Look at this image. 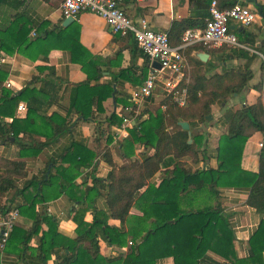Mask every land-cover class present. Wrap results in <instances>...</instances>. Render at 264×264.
Returning <instances> with one entry per match:
<instances>
[{
  "label": "trees",
  "instance_id": "16d2710c",
  "mask_svg": "<svg viewBox=\"0 0 264 264\" xmlns=\"http://www.w3.org/2000/svg\"><path fill=\"white\" fill-rule=\"evenodd\" d=\"M212 1H201L203 12L196 19L173 22L166 34L172 47L183 43L188 30L205 29ZM4 2L6 0H0V6ZM24 3L20 1L19 6ZM219 3L221 8L237 4L234 0H220ZM257 22L264 26V18L260 15ZM233 32L240 43H249L264 56L261 34H252L248 29ZM80 33L78 25L54 27L49 21L36 24L26 12L13 15L5 26H0V54L20 55L36 62L48 57L52 51H69L72 62L81 65L88 76L87 81L73 88L69 115H73L75 121L69 122L67 117L56 112L47 114L46 107L53 103L55 92L42 90L37 84L50 81H41L35 74L29 86L14 93L4 86L8 72L0 66V139L6 145H16L20 158L24 159L38 157L62 138L69 135L72 138L68 147L51 159L41 175L29 179L22 189H18L16 183L18 177L28 174L26 161L0 159L5 170L0 175V193L16 190L15 198L0 207V214L19 209L20 217L31 222L28 230L18 226L14 228L5 250L17 254L24 264H49L56 254L61 259H57L55 264H157L165 258H173L174 264H221L215 258L227 264H264V219L250 240L253 256L246 260L238 259L235 234L221 204L219 191L221 188H250L249 205L264 216V145L260 171L252 173L242 167L248 140L256 133L264 135V64L262 79L253 87L257 95L250 102L247 95L255 79L250 67L229 68L226 65L222 72H214L213 63L205 65L192 56L194 51H208L209 47L198 45L186 49L184 53L192 66V73L190 81L180 88L187 90V106L179 107L171 95L155 112L142 109L140 117L135 120L136 125L129 128L132 139L121 142L124 153L130 152L131 156H134L138 145H142L146 153L155 151L144 163L153 162L150 171L154 173L160 168L168 169L160 186L156 187L148 184L138 162L133 163L128 177H119L113 171L107 177L98 176L99 157L107 166H111L113 159L110 145L115 136L104 130L99 121L107 113V102L112 99L114 90L111 84L96 82L103 66L97 64L96 57L82 45ZM126 38L134 42L148 65V57L140 50L134 36ZM219 50L217 53L224 54L222 63L246 56L245 51L229 45ZM37 70L39 73L48 71L51 76L56 74L51 67H37ZM136 77L142 83V77ZM236 99L240 103L225 108L221 117L226 124V132L219 142L217 166L187 169L184 160L205 154L208 139L203 134L190 136L179 123L188 122L191 126L196 122L211 124L213 121H208L211 107ZM116 102L122 106L121 112L108 115L105 122L121 128L125 110L132 105L131 97L122 99L118 94ZM21 104L27 110L24 117L17 118ZM8 119L13 121L8 123ZM86 122H99L95 150H91L88 141L77 134L78 126ZM105 135L107 138L103 141ZM12 138L14 142L10 141ZM191 138L193 142L190 144ZM50 167L54 173L49 172ZM86 169H92L91 184L77 186L75 181ZM146 187L147 190L141 193ZM64 194H69L73 203L79 204L70 214V219L77 225L73 238L59 231L55 216L48 212L47 205ZM101 197L104 200L102 210L111 220L120 222L119 227L96 217L95 213L101 210L97 205ZM18 198H23L24 204H16ZM134 206L143 212V217L126 230L125 224ZM88 214L94 216L91 222L86 219ZM40 235V243L33 246V240ZM101 241L109 246L127 248V252L116 257L105 256L101 251Z\"/></svg>",
  "mask_w": 264,
  "mask_h": 264
},
{
  "label": "crops",
  "instance_id": "0c3cea01",
  "mask_svg": "<svg viewBox=\"0 0 264 264\" xmlns=\"http://www.w3.org/2000/svg\"><path fill=\"white\" fill-rule=\"evenodd\" d=\"M20 1H27L25 10H18ZM202 0H123L121 7L125 10L132 21L137 24L141 20L148 21L150 28L158 33L167 34L173 22L182 21L185 19H196L199 14L203 12L204 5ZM237 4H243L250 8H256L253 4H248V0H234ZM259 4L264 6V0H256ZM220 2V0H219ZM220 4V3H219ZM62 0H6L0 6V20L4 17H11L19 12H26V14L36 23L41 24L43 21H49L54 27H63L62 24L65 19L60 13ZM257 9V8H256ZM8 21V22H9ZM80 26V40L82 45L88 50L91 55L96 57V63L103 66L97 83L111 84L114 93L112 99L107 102V113L102 116L100 123L103 124V129L108 131L111 135L115 136L113 143L110 145L113 151V159L111 166L105 165L101 162L99 157V171L98 176L107 177L112 171L119 177L130 175V170L134 162H138L143 167V176L148 181L149 185L156 187L160 186V181L168 169L160 168L157 172H151L153 162L144 163L146 158L152 157L155 153L154 150L148 151L142 145H138L135 150L134 156L132 153H124L121 142L124 139H132L131 135L122 133V130L116 126H110L105 122V118L115 112H121L122 106L117 105L116 96L119 94L122 99L131 97L132 93L136 91L143 84L144 75L149 71L150 62L146 65V59L143 54L135 48L134 42L130 38H123L112 34L110 28L105 20L92 13L84 12L77 19L74 20L69 26ZM200 29V28H197ZM233 31H239L237 25H232ZM252 34H261L264 38V26L261 22H257L256 27L248 29ZM249 44V43H248ZM246 44L248 47L251 48ZM206 50H196L207 53L210 58L209 62L215 66V71L222 72L224 68L231 66H248L254 72L255 79L251 82L247 100L253 102L257 91L253 89L255 84L262 79V65L263 60L260 56L261 53L252 48L254 53L245 51L246 56L237 60H231L222 63L223 53L211 51V48ZM244 52V50H241ZM194 52L192 53L193 58ZM205 64V65H206ZM0 66L7 72L8 77L5 82V87L14 93H19L27 86L30 85L33 76L39 75L41 81H50L49 83H38V87L42 90L55 92V99L51 106H47V114L51 115L56 112L62 117H67L69 122L75 121L73 115H69L70 101L74 86L87 81L88 76L82 70L81 65L72 62L71 53L69 51H52L48 57L41 58L36 62L31 61L20 55L7 56L4 53L0 54ZM37 67H51L55 70V75L51 76L48 71L39 73ZM192 68V66H191ZM157 69V68H156ZM210 69V68H209ZM142 77L140 83L137 77ZM190 79V78H189ZM10 83L11 87L6 84ZM166 96V95H165ZM163 88L159 86L155 95L144 101L142 109H151L153 112L161 105L165 99ZM236 99L231 102L221 103L211 107V115L213 116V123L204 124L200 122L194 123L191 128L193 133L206 135L207 152L199 154V156L191 159L184 160L186 167L189 170H198L204 166H217V155L219 142L222 135L226 132V124L222 120L224 109L228 106H236L240 102ZM25 113L17 118L24 117ZM13 120L8 119V123ZM98 122V123H99ZM211 122V121H210ZM97 122L82 123L77 128V134L88 141V147L91 150L96 149L95 139L98 137ZM136 125V124H135ZM100 130V129H99ZM107 135L104 136L103 141H106ZM14 139V138H12ZM12 139L10 140L11 142ZM29 141V138L26 137ZM72 138L67 136L60 139L57 143L53 144L48 150L46 149L36 158H20L19 148L16 145H6L0 139V159H10L12 161H26L27 163V176H20L17 178L16 187L22 189L29 179L39 177L41 172L47 167L48 163L55 156H59L62 151L68 147ZM264 145V135L262 133L254 134L246 143L242 167L249 172L258 173L260 171V157ZM126 154V155H125ZM172 169V167H171ZM151 170V171H150ZM49 172L54 170L49 169ZM5 170L0 165V175H3ZM92 169H86L75 181V184L80 186L82 183L88 185L92 182L91 177ZM147 187L141 193H144ZM221 204L224 212L228 217L229 223L235 234V250L237 258L241 260L249 259L253 256V251L250 245V240L258 231L264 216L258 212L256 208L249 205L250 188H221ZM16 190H10L4 194L0 193V207L9 204L15 198ZM16 204H24V199H16ZM100 211L96 217L107 221L108 224L113 226H120V222L111 220L109 215L102 210L104 200L101 197L97 201ZM48 207L50 215L55 216L58 224L59 231L69 238H73L76 234L77 225L70 219V214L73 207H79V204L73 203L69 194H64L58 200L51 202ZM41 209V206H40ZM143 217V212L134 206L131 210L130 217L125 224L126 230H129L137 224V219ZM87 221L91 222L94 219L92 214H88ZM26 221V222H25ZM18 227L28 230L31 227V222L20 217ZM39 237L33 240V246H37L41 239ZM100 247L103 255L109 257H116L120 254H126L127 248L119 246H109L106 242L101 241ZM215 258V257H213ZM57 259L61 256L56 254L49 264H55ZM217 259V260H216ZM264 259V254H263ZM216 261H221V264H227L221 259L215 258ZM0 264H24L21 262L17 254L7 250L0 252ZM157 264H174L173 258H165L158 261Z\"/></svg>",
  "mask_w": 264,
  "mask_h": 264
},
{
  "label": "built area",
  "instance_id": "2783aa9c",
  "mask_svg": "<svg viewBox=\"0 0 264 264\" xmlns=\"http://www.w3.org/2000/svg\"><path fill=\"white\" fill-rule=\"evenodd\" d=\"M123 0H62L60 13L64 19H77L82 13L88 12L105 20L115 36L123 38L134 36L138 47L148 57L149 71L143 78V84L131 95L132 105L125 110V119L120 128L128 135L129 128L140 117L145 100L153 97L161 86L164 97L173 96V101L181 108L187 106V90L180 88L190 81L192 71L186 49L193 46L223 47L233 46L236 49L254 53L252 48L239 42L231 29L237 25L239 29H250L257 23L259 12L253 11L243 4H236L230 8H221L219 0H213L209 9L210 17L205 29H190L185 33L183 43L178 47L170 45L169 38L164 33H158L150 28L147 20L143 19L135 24L121 7ZM35 37L36 33L33 32ZM263 64L264 56L260 54ZM159 63L161 69H156L154 63ZM11 87L10 83L6 84ZM264 89V73H263ZM166 95V96H165ZM26 106L21 104L17 115L26 113ZM19 209H13L6 215L0 214V252L5 251L14 228L20 219ZM132 245V243H130Z\"/></svg>",
  "mask_w": 264,
  "mask_h": 264
},
{
  "label": "water",
  "instance_id": "95a60500",
  "mask_svg": "<svg viewBox=\"0 0 264 264\" xmlns=\"http://www.w3.org/2000/svg\"><path fill=\"white\" fill-rule=\"evenodd\" d=\"M247 3L248 4H253L257 8V10L259 12V15L262 18H264V16H263V10H264L263 5L259 4L256 0H248ZM74 20L75 19H73V18H67L63 22L62 26L63 27H66L69 24H71L72 22H74ZM262 45L264 46V40L262 41ZM194 57H195L196 60L200 61L203 64H206L209 61V58H210V56L207 53L200 52V51L194 52ZM153 66L155 68H157V69H161V65L159 63H157V62L154 63ZM226 102L227 101H225L224 104H226ZM212 119H213V116L212 115L208 117V121L209 122L212 121ZM135 124L136 123H134L133 125H135ZM179 125H180V127L183 130L188 131L190 133V136L192 135L193 129L191 128V125L188 122H180ZM12 141H14V139H12ZM192 142H193V139L191 138L189 140V143L191 144Z\"/></svg>",
  "mask_w": 264,
  "mask_h": 264
},
{
  "label": "rangeland",
  "instance_id": "374dc122",
  "mask_svg": "<svg viewBox=\"0 0 264 264\" xmlns=\"http://www.w3.org/2000/svg\"><path fill=\"white\" fill-rule=\"evenodd\" d=\"M27 3V1H25V3H24V5H22V6H19L18 7V10H21V11H24L25 10V4ZM253 11H255L256 10V8H251ZM9 16H7V17H4L3 19H1L0 20V26L1 27H3V26H5L7 23H8V21H9ZM257 26V23L253 26V28L254 27H256ZM220 48V47H219ZM219 48H217V47H211V51H220L219 50ZM231 67H233V66H231ZM191 73H192V71L190 72V76H191ZM190 78V77H189ZM231 101V100H230Z\"/></svg>",
  "mask_w": 264,
  "mask_h": 264
}]
</instances>
